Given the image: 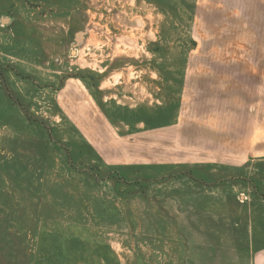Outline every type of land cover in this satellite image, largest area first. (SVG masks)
Instances as JSON below:
<instances>
[{
  "label": "rangeland",
  "instance_id": "374dc122",
  "mask_svg": "<svg viewBox=\"0 0 264 264\" xmlns=\"http://www.w3.org/2000/svg\"><path fill=\"white\" fill-rule=\"evenodd\" d=\"M263 14L258 0H0V264L250 262L264 161H245L264 152H184L178 132L209 69L264 48Z\"/></svg>",
  "mask_w": 264,
  "mask_h": 264
},
{
  "label": "crops",
  "instance_id": "0c3cea01",
  "mask_svg": "<svg viewBox=\"0 0 264 264\" xmlns=\"http://www.w3.org/2000/svg\"><path fill=\"white\" fill-rule=\"evenodd\" d=\"M250 4L254 6V2ZM249 32L250 28L247 30ZM247 40L251 42L252 39ZM253 44L256 47L244 49L251 59L250 63L234 65L235 68L227 70L209 69L210 77L215 72V82L210 81L213 84L207 86V96L196 99L194 115L198 117L194 118L192 124L187 120L181 122L178 143L184 152H209L210 156L211 149L213 152H223L225 157L233 160L232 156L238 155L233 153L243 156L245 153L264 152V48L257 47L258 41ZM215 55L221 57L223 54L215 49ZM189 138L192 140L188 145ZM246 156L245 162L264 161V156L251 159L249 155ZM243 247L248 249L249 242L245 241ZM251 247L255 250L250 262L241 264H264V243L256 241Z\"/></svg>",
  "mask_w": 264,
  "mask_h": 264
},
{
  "label": "water",
  "instance_id": "95a60500",
  "mask_svg": "<svg viewBox=\"0 0 264 264\" xmlns=\"http://www.w3.org/2000/svg\"><path fill=\"white\" fill-rule=\"evenodd\" d=\"M5 21H7V19H4Z\"/></svg>",
  "mask_w": 264,
  "mask_h": 264
}]
</instances>
